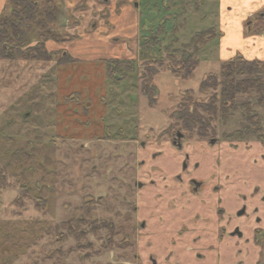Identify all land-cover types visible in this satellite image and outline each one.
<instances>
[{
  "label": "rangeland",
  "instance_id": "1",
  "mask_svg": "<svg viewBox=\"0 0 264 264\" xmlns=\"http://www.w3.org/2000/svg\"><path fill=\"white\" fill-rule=\"evenodd\" d=\"M123 1L133 6L137 3L140 16L133 43H128L129 53L125 58L120 57V61L131 64L118 65L115 78L108 75L104 87L95 93L98 99L94 101L99 105L96 121L88 114L92 105L90 97L82 96L78 90L79 95L71 94L75 89L70 86V79L66 77L60 83L54 61L0 58V167L9 184L3 187L5 189L0 188L3 189L0 193V264H122L123 259L132 261L133 230L129 226L135 223L134 220L124 222L123 215L127 205L136 200V169L141 171L152 162L149 155L155 143L151 139L174 123L169 114L180 99L181 91L193 90L192 99H208L219 91L220 66L230 59H223L222 51H233L232 57L251 59L242 52L249 49L245 38L248 32L241 26L243 34L237 35V39V36L231 38L232 26L236 23L231 12L232 18H226H230L231 24L224 26L223 22L220 27L217 0H207L200 8L195 7V0H183L181 5L177 1L169 3V12L178 15L176 22L170 20L164 0ZM83 2L85 0H80L78 4ZM0 5L1 9L7 7L6 0H0ZM174 24L178 29L176 34L172 31ZM158 29H161L158 42L145 44L144 38L150 41ZM242 37L244 42L241 43ZM118 38L119 42L132 41L128 36ZM81 40L86 41L83 36ZM94 47L86 43L78 46L83 55L88 54V50L95 51ZM185 58L195 65L189 76L182 78L178 76L183 72H178V66L182 67ZM149 69L159 72L154 77L159 95L153 104L140 94L141 81L150 76ZM209 76L206 87L218 88L199 92L200 83ZM212 76L217 78L216 85ZM236 78L264 83V70ZM247 102L254 113L263 115L264 109L256 104L253 95H238L237 109L231 117L226 123H216L218 135L239 128L245 115L240 106ZM261 123L264 125V121ZM103 127L107 128L108 137ZM89 129L93 132L88 133ZM141 140L145 141L143 149L138 147ZM232 144L237 145L238 156L239 152L246 156L256 147L253 157L250 154L248 157L264 165V148L258 146L256 139ZM140 162L144 165L138 166ZM244 175L253 182V187L259 185L258 174L253 175L254 178L246 172ZM23 184L26 185L22 193H27L29 199H23L25 202L19 206L12 201ZM88 195L102 197L100 205L105 206L102 209L94 205L91 211L94 217L111 219L114 225V233L105 249L98 240L105 236V231L97 236L87 233L75 237L66 227H58L62 221L83 213L81 203ZM263 210L260 209L262 215ZM75 226L78 230L87 224ZM122 235L130 243L121 240ZM86 241L91 247H85ZM97 249L100 250L95 253Z\"/></svg>",
  "mask_w": 264,
  "mask_h": 264
},
{
  "label": "flooded vegetation",
  "instance_id": "2",
  "mask_svg": "<svg viewBox=\"0 0 264 264\" xmlns=\"http://www.w3.org/2000/svg\"><path fill=\"white\" fill-rule=\"evenodd\" d=\"M9 1L6 0L7 7L0 10V15L8 10ZM96 1L105 6L109 3V0ZM176 1L181 5L183 0H164L167 14L174 22L178 15L169 12L168 4ZM206 1L195 0L194 5L200 8ZM217 1L220 6L221 28L223 22L224 26L231 24L230 18H226L234 13L236 23L232 28L237 31L231 38L235 39L237 35L243 34L241 30L243 26L248 32V35H244L246 43H256L257 40L264 39V0ZM137 5L136 3L135 7ZM182 11L181 7L180 13ZM172 31L174 34L178 32L175 24L172 25ZM229 133L222 132L218 135L211 132L198 136L196 132L168 126L151 139L155 143L149 155L152 162L141 171L139 168L136 169L134 176L136 200L127 205L123 215L124 222L134 220L135 224L129 226L133 230L132 243L124 235L121 237V240L129 242L131 249L133 248L131 251L133 260L128 262L123 259L122 264H157L160 255L162 256L160 260L166 263L170 260L173 247L182 248L190 230L197 229V225L191 226L190 222L194 224L201 220L206 223L208 218L205 215L216 217L218 240L230 238L233 239L234 245L251 240L264 251V215L260 213V209L264 208V165L257 160L253 162L254 159L248 157L249 154L253 157L256 147L251 149L252 151L249 150L246 156L241 152L238 156L236 153L238 147L232 144L254 138L260 143L258 146L264 148V138L252 135L240 139L228 137ZM141 143L138 147L143 149L145 141L141 140ZM217 143L220 144L219 147L212 148ZM239 149L245 150L243 147ZM137 150L139 151L138 148ZM232 150L233 152H230ZM242 160L246 162L243 163ZM142 165H144L142 162L138 163V166ZM245 172L252 177L258 174V178L261 179L257 180L259 185L253 187V182L244 175ZM101 200L102 197L90 195L83 197L81 206L84 203L88 204L86 211L81 207L83 213L62 221L58 224L59 229L66 227L74 229L75 234L82 232L81 235L89 233L96 236L99 232L105 231V236L98 238L101 247L105 249L114 233L113 222L111 219L94 217L91 212L94 205H100ZM100 206L105 209L104 205ZM75 212L74 210V214ZM191 213L192 219L189 220L188 215ZM73 219L78 221L70 222ZM77 223L80 225L86 223L87 226L77 230L75 226ZM197 231L199 233L191 238L193 243L202 235L201 226H198ZM246 234H250L251 239ZM117 244L121 245V241ZM84 245L91 247L87 241ZM99 250H95V253Z\"/></svg>",
  "mask_w": 264,
  "mask_h": 264
},
{
  "label": "trees",
  "instance_id": "3",
  "mask_svg": "<svg viewBox=\"0 0 264 264\" xmlns=\"http://www.w3.org/2000/svg\"><path fill=\"white\" fill-rule=\"evenodd\" d=\"M62 6V0H10L8 10L3 11L0 15V58L13 60L18 57L28 61H54L56 66L75 62L65 50L51 51L46 46L49 41L59 43L76 38L68 35L58 24ZM160 34L161 29H158L152 35L150 41L144 38V43H157ZM188 60V58H185L182 67L178 66V72L183 71L178 75L182 78L188 77L192 67L195 65V63ZM125 63L128 66L131 64L130 61H120V58L107 60L108 75H112L115 78L116 67ZM220 67L222 72L221 86L219 91L213 93L208 99H192L191 92L193 90H183L179 93L180 99L177 100L175 108L169 114L174 121V123L170 124L171 127L192 133L196 132L198 136L205 133H214L216 132V123H226L232 112L237 109L236 96L238 95H253L256 104L264 109V83L256 79L236 78L237 76L259 74L261 68L264 70V60L234 56L224 61ZM149 71L151 72L150 76L146 80L143 79L141 81L140 94L145 96L150 104H153L157 101L159 95V90L154 84V77L159 72L156 69H149ZM208 78L210 76L204 78L200 83L199 92L204 93L206 89L218 88L206 87ZM212 79L214 85H216L215 81L217 82V78L212 76ZM71 94L79 95L80 92L72 91ZM64 99L70 98L64 97ZM75 101L78 102V100ZM240 107L244 109L245 115L240 122L239 128L230 132L228 137L241 139L256 135L264 138V125L261 123V120L264 121V111L262 116L254 113L249 102L241 104ZM102 130L108 137L107 128L103 127ZM6 176V173L0 167V188L9 185L4 179ZM25 185H21L22 190H20V193L25 189ZM3 189L0 190V193ZM20 193L12 201L19 206L25 202L23 199H29L27 193ZM39 207L41 206L39 205ZM81 207L86 211L88 204L84 203ZM76 221L78 220H70V222ZM67 229L75 237H79L82 234V232L75 234L76 231L74 229Z\"/></svg>",
  "mask_w": 264,
  "mask_h": 264
},
{
  "label": "crops",
  "instance_id": "4",
  "mask_svg": "<svg viewBox=\"0 0 264 264\" xmlns=\"http://www.w3.org/2000/svg\"><path fill=\"white\" fill-rule=\"evenodd\" d=\"M62 1L63 10L61 9L58 24L68 35L76 38L59 43L49 41L46 46H49L51 51L65 50L75 60L73 63L56 66V72L60 76V83L68 77L71 81L70 86L75 91L78 90L83 93L82 96L90 97L92 105L88 114L92 121H96L95 115L98 113L99 105L94 101L98 99L95 93L101 91L108 77L106 61L127 57L130 46L128 43H133L140 22L138 8L123 0H109L107 6L96 0H85L83 4H78L80 0ZM236 31L233 29V32ZM119 35L128 36L132 41L119 42ZM81 36L86 41H82ZM84 43L86 46H95V51L88 50L89 53L86 55L80 53L78 46ZM51 44L54 46L50 47ZM248 46L249 49L242 50L247 57L252 59L255 56L264 60V39L250 45L248 43ZM222 53L223 59L233 56V51ZM90 132L93 130L89 129L88 133ZM192 215L193 213L188 215L189 220L192 219ZM205 217L208 218L206 223L201 220L194 224L190 222L191 226L197 225V229L198 226L202 228V235L197 242L191 241V238L199 233L193 228L183 247H173L170 260L166 263L160 260L162 258L160 255L157 264H264V251L259 246L251 240L235 245L230 238L218 240L216 217L213 215ZM246 236L251 239L250 234Z\"/></svg>",
  "mask_w": 264,
  "mask_h": 264
}]
</instances>
